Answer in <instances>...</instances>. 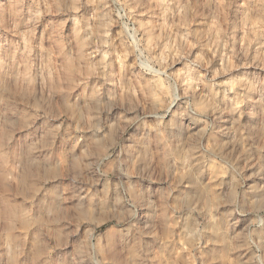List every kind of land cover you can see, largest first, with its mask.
Here are the masks:
<instances>
[{
    "label": "clouds",
    "instance_id": "clouds-1",
    "mask_svg": "<svg viewBox=\"0 0 264 264\" xmlns=\"http://www.w3.org/2000/svg\"><path fill=\"white\" fill-rule=\"evenodd\" d=\"M0 264H264V0H0Z\"/></svg>",
    "mask_w": 264,
    "mask_h": 264
}]
</instances>
